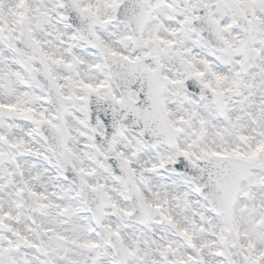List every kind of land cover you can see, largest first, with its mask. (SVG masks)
Returning a JSON list of instances; mask_svg holds the SVG:
<instances>
[{
  "label": "snow or ice",
  "instance_id": "1",
  "mask_svg": "<svg viewBox=\"0 0 264 264\" xmlns=\"http://www.w3.org/2000/svg\"><path fill=\"white\" fill-rule=\"evenodd\" d=\"M0 264H264V0H0Z\"/></svg>",
  "mask_w": 264,
  "mask_h": 264
}]
</instances>
